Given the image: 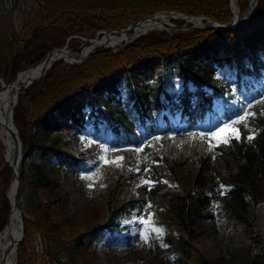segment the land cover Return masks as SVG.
Here are the masks:
<instances>
[{
  "label": "trees",
  "instance_id": "1",
  "mask_svg": "<svg viewBox=\"0 0 264 264\" xmlns=\"http://www.w3.org/2000/svg\"><path fill=\"white\" fill-rule=\"evenodd\" d=\"M32 1L19 25L12 11L0 10V78L9 82L69 36L93 38L165 10L202 14L220 24H231L234 16L230 0ZM236 2L241 17L249 1ZM247 23L232 31L147 32L117 52L98 48L79 65L58 59L19 90L12 121L25 155L19 172L24 223L16 264H97L98 233L141 208L166 229L146 264H210L196 246L199 229L220 217L243 223L251 233L259 250L246 251L245 264H264L263 243L247 214L249 205L264 202V60L256 54L264 51V0L254 3ZM234 57L236 70L217 79L218 67L230 66ZM171 65L194 89L179 95L164 90L157 70ZM94 99L105 107H95ZM245 111L255 115L247 127L233 126L239 139L210 146L195 136L206 120L230 123ZM175 114L179 127L170 121ZM86 127L96 142L72 152ZM101 146L120 152L123 163L104 168L102 182L89 188L83 169ZM3 153L0 142V230L14 177Z\"/></svg>",
  "mask_w": 264,
  "mask_h": 264
},
{
  "label": "rangeland",
  "instance_id": "2",
  "mask_svg": "<svg viewBox=\"0 0 264 264\" xmlns=\"http://www.w3.org/2000/svg\"><path fill=\"white\" fill-rule=\"evenodd\" d=\"M33 6L32 0H0V10H7L13 12V22L16 25L21 24L22 17L26 14ZM33 9V8H32ZM238 7L236 6V13ZM239 15V14H238ZM247 20L243 16L238 19L239 28L243 29L247 26ZM172 25L166 24V29H155L163 32L175 33L178 30H186V27L190 22L183 21L184 23H174L173 20H168ZM200 25H207L203 21ZM154 30V31H155ZM129 32H131L129 30ZM100 33V32H99ZM102 35V34H101ZM100 35V36H101ZM98 36V37H100ZM95 38V37H94ZM85 39H88L82 35H75L74 38L68 40L67 50L78 56L81 52H76L81 46H83ZM125 41L118 45L106 46L105 48L111 51L117 52L122 49ZM83 44V45H82ZM84 47V46H83ZM82 47V48H83ZM256 54L259 59L264 60V51L256 49ZM246 56L243 55L245 60ZM238 58L234 57L231 65L228 64L218 67L215 73L217 79L230 76L235 70ZM158 75H163V87L168 93L179 95L184 88L188 87L190 90L194 89L193 85L183 80L181 75L177 74L175 66L171 65L166 68L165 66L160 67L157 70ZM246 79L250 82H254L252 78L245 75ZM123 90L121 91V94ZM86 97L85 95H83ZM100 107H105V103L96 100ZM86 107L85 110H88ZM236 110V113H239ZM235 113V114H236ZM170 121L175 126H180L179 114H175L170 117ZM230 123L219 121L217 119L209 120L201 127H198V131L195 136L200 140H205L210 146L219 144L222 139L228 137L233 131H237L235 127H229ZM238 132V131H237ZM64 132L60 131L53 135H63ZM92 129L85 128L81 135L78 137V142L74 144L72 152L82 151L85 147L93 143L91 140ZM239 135V134H238ZM69 150V149H68ZM93 157H90L86 162L87 164L83 169V177L91 176L93 179H84L87 184L95 185L101 183L103 179L102 170L105 168H117L123 163L118 158H123V155L117 150H110L104 146H101L98 151H94ZM118 164L110 163L111 161H117ZM97 162L101 163L98 165ZM108 166V167H107ZM98 177V178H97ZM140 181H146L145 178H141ZM22 192V190H21ZM22 209L24 201L20 193ZM248 217L254 218V231L261 239L264 249V202L253 207L249 205L247 207ZM24 215V209H23ZM151 220L150 224L143 223L142 221ZM153 228L162 229L163 234L157 237V234L152 231ZM200 237L197 241V249L200 255L205 256L210 260V264H245L247 258L246 251L258 252V247L253 245L250 240L251 233L246 226L236 224L231 220H227L225 217L215 218L212 222L205 223L200 227ZM166 232L165 227L159 225L154 215L151 212H147L145 209L139 211L138 209H131L129 212H125L119 215L117 224L109 227V229L102 230L93 244V250L96 252L95 261L97 264H146L149 257L153 254L155 243H162L164 234ZM147 236V242L144 241L142 236Z\"/></svg>",
  "mask_w": 264,
  "mask_h": 264
},
{
  "label": "bare ground",
  "instance_id": "3",
  "mask_svg": "<svg viewBox=\"0 0 264 264\" xmlns=\"http://www.w3.org/2000/svg\"><path fill=\"white\" fill-rule=\"evenodd\" d=\"M236 0H231L233 3V7L236 5ZM236 11V8H235ZM176 16L184 17L186 20L191 21L195 25L201 24V17H194L190 15H181L176 14ZM166 15L164 16L162 13H157L154 15V19L146 20L133 27H130V31H121V33H111L105 34L102 37L94 38L91 40V43L83 50V54H88L93 44H106L107 46L118 45L122 43V41L132 40L133 37L144 34V32L155 30V29H166L165 22H167ZM57 57H65L71 60H75L76 55L70 53L66 49L57 50L56 52L51 53V58ZM49 61H46L44 66ZM35 68V67H34ZM45 69V68H44ZM43 69V71H44ZM35 70V69H34ZM25 71L18 75V80L14 84V86H4L3 90L0 92V140L4 145V155L6 156V160L13 166L14 171L18 170V161H19V153H18V144L15 143L14 136L17 135V128H15L14 123L12 121V106L15 103V95L17 91H19V86L25 84L26 81L30 79L38 77L43 71L39 70L37 67L35 71ZM19 142V139H18ZM21 144V142H20ZM10 190L8 193V197L12 202L11 214L7 224L0 231V264H14L16 258V250L19 244V239L21 238V229H22V201L19 198L20 187H18L16 178L12 180L10 185ZM18 194V200H15V195Z\"/></svg>",
  "mask_w": 264,
  "mask_h": 264
},
{
  "label": "water",
  "instance_id": "4",
  "mask_svg": "<svg viewBox=\"0 0 264 264\" xmlns=\"http://www.w3.org/2000/svg\"><path fill=\"white\" fill-rule=\"evenodd\" d=\"M250 1V5H249V8H248V14L247 15H245L243 18L244 19H249L250 17H251V14H252V8H253V5H252V3H253V0H249ZM231 4H232V6H233V3L231 2ZM232 11H234L233 9H232ZM162 14L165 16H171V18H173V19H176V18H180V19H184L183 17H175V15H174V12L173 11H169V12H162ZM237 17H238V14H235V16H234V18H233V22H232V24H223V23H218V22H216L215 20H213L211 17H206V16H202V18L203 19H206V22L207 23H209L210 22V26L211 27H215V28H217V29H219V30H224V31H231L232 29H235V28H237V27H239V23H238V20H237ZM152 19H154V16L153 17H151V18H146V19H143V21H146V20H152ZM143 21H139V22H133L132 24H129L128 26H126V27H124V28H122L121 30H117V31H119V32H121V31H124V32H126L128 29H130V27H132L133 25H135V24H137V23H140V22H143ZM165 24H169L168 22H165ZM191 28H198V26H196V25H194V24H191V25H189ZM209 26V27H210ZM107 33H109V32H107ZM105 46H107L106 44H102V43H100V44H93V46H92V48L90 49V51H89V53L88 54H81V55H79L78 57H75V60H71V59H67V58H65V57H60V59H63V60H65V61H69L70 63H72V64H79V63H81V62H83L84 60H86L89 56H90V54L91 53H93V51L95 50V49H97V48H100V47H105ZM63 48H60V49H57V50H62ZM57 50H53V51H51V52H48L47 53V55H46V57H45V59H43L40 63H38L36 66H35V68H29V69H27V70H25V71H33L34 69L36 70V68L38 67L39 68V70L41 71H43V69H44V71L40 74V75H38V77H36V78H33L32 77V79H30L29 81H26L25 82V84H23V85H21V86H19V87H21V88H25L28 84H30L31 82H35L36 80H38V79H40L41 77H42V75L45 73V71L51 66V63L52 62H54V61H57V59H59V57H57V58H51V59H49V57L51 56V53H53V52H56ZM46 61H49L47 64H46V66H44V64L46 63ZM34 70V71H35ZM25 71H22V72H19L17 75H16V79L14 80V82H8V81H6V80H1V89L3 90V87L4 86H14V84L17 82V80H18V75L20 74V73H23V72H25ZM1 90V91H2ZM17 95H18V91H17V93H16V95H15V103L13 104V106H12V108H11V110L15 107V104L17 103V101H18V99H17ZM13 111V110H12ZM16 128V127H15ZM16 132H17V130H16ZM18 132H17V135H15L14 136V140H15V143H17L18 144V153H19V161H18V170L15 172L14 171V169H13V166L12 165H10V163L8 162V160H6V156H4V159H5V161L6 162H8V164H9V166H11V168L13 169V171H14V176H15V178H16V181H17V184H18V187H20L21 186V178H20V176H19V172H20V167H21V162H22V160H23V158H24V154H23V146H22V143L20 144V140H19V142H18ZM21 188V187H20ZM10 190V189H9ZM8 193H9V191H8ZM7 198H9L8 197V195H7ZM15 200H18V194H16L15 195ZM10 203H12L11 201H10ZM11 207H12V204H11ZM11 207H10V210H11ZM12 211V210H11ZM11 211H10V213H9V217H10V214H11ZM9 217H8V219H7V222H8V220H9ZM22 220H23V218H22ZM24 221V220H23ZM23 221H22V225H23ZM7 224V223H6ZM22 231V230H21ZM22 234H23V231H22ZM22 234H21V237H22ZM21 240V238L19 239V241ZM18 241V242H19ZM20 243V242H19ZM16 262H14V264H15Z\"/></svg>",
  "mask_w": 264,
  "mask_h": 264
},
{
  "label": "snow or ice",
  "instance_id": "5",
  "mask_svg": "<svg viewBox=\"0 0 264 264\" xmlns=\"http://www.w3.org/2000/svg\"><path fill=\"white\" fill-rule=\"evenodd\" d=\"M262 104H264V100L260 101ZM249 107H251V104H249ZM261 114H264V113H261ZM255 115V113H252V112H248V111H245L243 115H240L237 119L235 120H232L230 122V124L228 125L229 127H232V126H235L237 124H244L245 127H247V123L246 121L248 120V118L250 116H253ZM230 139H239V135H238V132L237 131H233L228 137H225L224 139H222L220 141V143H228ZM247 139L249 141L253 140L254 139V135L250 134ZM211 150V149H209ZM123 158H118V160H122ZM118 160L117 161H111L110 163H114V164H118ZM83 179H93V177L91 176H85V177H82ZM98 178V177H97ZM142 183H150L149 181H142ZM92 185H89V188H91ZM143 223H146V224H150L151 223V220H148V221H142ZM152 231H154L156 234H157V237L161 236L163 234L162 232V229L160 228H153ZM142 238L144 239L145 242H147V236L144 235L142 236Z\"/></svg>",
  "mask_w": 264,
  "mask_h": 264
}]
</instances>
